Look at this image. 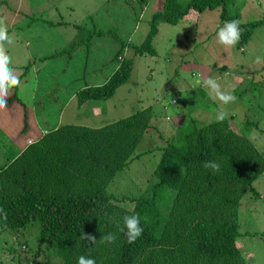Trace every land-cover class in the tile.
Wrapping results in <instances>:
<instances>
[{
  "label": "trees",
  "instance_id": "1",
  "mask_svg": "<svg viewBox=\"0 0 264 264\" xmlns=\"http://www.w3.org/2000/svg\"><path fill=\"white\" fill-rule=\"evenodd\" d=\"M138 1L144 8L149 3V0ZM239 1L241 6H236ZM247 4L264 11V0H189L187 3L165 0L163 9L153 15L143 44L131 47L132 58H126L123 46L114 55L113 74L103 85L79 87L73 92L68 87L67 95L64 94L68 97L56 99L57 118L64 119V114L69 112L67 108L76 99L77 112L83 111L89 101L112 99L130 81L135 58L157 55L154 39L160 23L194 22L205 12L217 9L222 10L221 23L241 21L240 13ZM262 24L264 18L241 21L238 46L248 43ZM89 35L78 46L90 45L95 34ZM75 45L60 54L31 59L23 68L24 75L38 69L37 75L48 72L54 61L59 66L61 62L67 63L76 54ZM22 76L19 85L23 84ZM41 78L44 80L34 79L33 95L38 106L45 98L47 105L55 101L54 85ZM19 85L8 94L13 98L7 99L6 108L13 115L18 112L13 109L15 102L23 104L17 94ZM41 85L46 95L39 101L37 92L41 91ZM56 87L63 89V85ZM188 105L189 101L182 112ZM22 106L26 127L21 135L28 136L30 108ZM190 106L195 109L193 113L205 108L200 104ZM70 117V122L77 118ZM154 118L152 108L139 109L129 118L107 126L108 129L82 136L56 120L53 127L45 125L46 134L41 132V139L22 151L16 150L14 159L0 167V208L4 210L0 213V239L6 245L3 246L6 257L15 258L17 254L16 258L27 264H43L45 256L53 255L56 259L50 264H78L82 255L96 262L100 260L96 264H247L239 241V208L241 199L247 192H254L255 181L264 174V150H259L244 133L235 131L227 118L210 123L193 117L189 130L183 129V120L176 133L167 136L152 123ZM251 126L248 123L245 130ZM154 129L164 145L148 187L144 190L143 184L138 183V188L128 178L125 184L132 181L133 189L127 187L126 193L115 195L113 192H118L115 185L121 187L131 164L142 156L136 154L137 145ZM207 161L219 164V171L205 168ZM136 214L144 231L134 243H129L120 229L124 216ZM31 224L39 226L38 247L34 251L24 242L29 233L25 229ZM83 233L95 235L97 242L89 244L82 239ZM109 233L116 236L115 241L101 242L100 238ZM20 240L23 242L17 248ZM21 250L27 251L29 257H24Z\"/></svg>",
  "mask_w": 264,
  "mask_h": 264
},
{
  "label": "rangeland",
  "instance_id": "2",
  "mask_svg": "<svg viewBox=\"0 0 264 264\" xmlns=\"http://www.w3.org/2000/svg\"><path fill=\"white\" fill-rule=\"evenodd\" d=\"M182 1L187 3L189 0ZM164 3L165 0H149L144 8L138 0H130L128 3L126 0H0V17L5 18L4 23L11 24L16 21L14 25L9 26L10 30L7 29L11 31L9 36L12 38V43H7L8 47L14 46V37H12L14 34L15 37L26 34L24 36L32 38V52L35 56L30 55L29 52L30 58L26 62L22 61L23 58H18L19 65L26 67L31 59L45 58L48 54H60L77 43L75 46L78 49L74 59L64 64L61 62L60 66L54 61L51 66L49 65L48 72L37 75L38 69L36 72L24 75V71L11 68L18 78L23 74V84L19 85L17 94L24 107L30 108L28 112L30 128L34 118L36 119L32 131L39 132L43 129L42 133H45V125L53 127L57 125L56 120H58L66 127L76 129L81 136L91 135L97 129H108L107 126L129 118L139 109L152 108L155 114L152 123L164 136H167L176 133V127L182 125L183 120V129L189 130L193 126V117L200 122L211 123L217 121L218 112L224 111L227 113L226 118L232 121L235 131L244 133L259 150H264V24L254 30L248 43L238 46V41L233 47H225L217 40V29L224 25L220 22L221 9L207 11L194 22L185 20L178 25L160 23L158 35L154 39L157 55L135 58L130 81L122 86L112 99L107 102L89 101L81 112H77L79 107L76 99L67 108L69 112L64 114L65 118H57L56 99L65 100L68 96L64 94L67 95L68 87L70 92H73L79 87L98 84L101 86L107 74L103 71L108 72L110 68L113 71L112 60L123 46L126 47V58H132L131 47L143 44L149 33L153 15L163 9ZM241 4L242 2L239 1L236 6ZM13 8L18 11L11 12ZM240 14L241 21H257L264 18V11L261 8L260 10L250 8V4L244 6ZM68 23L70 26L67 25ZM89 33L95 34L91 38L92 47L87 43L78 46L79 42L84 41L85 36L90 37ZM5 51L11 58L12 53L7 49ZM86 54H89L90 63L86 65L87 69H84L82 60L86 61ZM257 56L261 58L260 64L254 62ZM36 77H40L42 81L44 79L41 77L47 78L49 83L54 85L55 101L48 102L47 105L45 98L39 106L35 104L36 97L33 91L36 90L34 80ZM210 77L215 78L224 90L231 91L236 101L223 105L213 100L201 83ZM57 85H63V89L60 91ZM40 90L37 92V98L42 101L39 98L46 95L44 94L46 89L41 85ZM10 98H13V95H8L7 99ZM188 101L190 105L200 104L205 108L193 113L195 109L188 105L182 112ZM22 105L19 106L15 102L13 109L15 112L18 111L17 116H12L11 110L8 111L7 108L0 110V115L2 112L10 113L0 124L2 126L15 124L20 126L18 130H24L26 125L23 124ZM32 105L35 107L31 108ZM18 107H21L20 111ZM94 111L101 112V116L94 119ZM35 114L38 115L37 118ZM71 115L80 118L70 122ZM19 118L22 121L18 120ZM248 123L252 126L245 130ZM13 131L15 130L11 127V132ZM17 133L16 136L19 137L17 143H21L18 151H22L25 144L35 143L42 138L41 132L33 136V132H29L32 134L27 137L21 135L22 132L17 131ZM4 137L0 133V166L5 165L7 160L11 162L15 157V149L8 142V139L14 140V137ZM163 145L156 129L144 136L136 147V154L142 156L131 164L127 170L128 177L123 178L121 187L115 185L118 192L113 193L120 196L124 191L127 192V187L133 189L131 180H134L138 188V183L143 184L142 188L145 190L157 169L161 157L160 148ZM91 146L90 141V148ZM150 150L152 152L149 155H144ZM128 178L131 182L125 184ZM253 188L254 192H247L241 199L239 241L247 264H264V174L255 181ZM170 194L175 195V193ZM25 231L29 233L26 234L27 238L24 242L34 251L38 247L39 226L31 224ZM22 242L19 241L17 248ZM4 245L3 239H0V264H27L20 262V259L16 258L17 254L15 258L6 257ZM11 246L9 243V247ZM21 252L24 257H29L27 251L21 250ZM55 259L54 255L45 256L43 264H50ZM96 263H100V260Z\"/></svg>",
  "mask_w": 264,
  "mask_h": 264
},
{
  "label": "clouds",
  "instance_id": "3",
  "mask_svg": "<svg viewBox=\"0 0 264 264\" xmlns=\"http://www.w3.org/2000/svg\"><path fill=\"white\" fill-rule=\"evenodd\" d=\"M240 23L241 21L238 19L225 21L223 27H221L217 32L218 43L225 47L235 46L241 35ZM5 42L11 44L12 38L8 34L4 21L0 20V110L7 107V97L9 90L13 87H17L20 84L18 76L15 74L14 70L9 67L11 58L6 54L4 48ZM254 62L256 64H260L261 58L259 56L255 57ZM201 83L208 90L209 96L213 100L218 101L223 105H228L236 101V97L232 94V92L224 90L221 87V84L215 78H207L206 80L201 81ZM226 116V112L220 111L218 112L216 118L218 121H223ZM204 167L210 168L214 171H219V164L214 161L205 162ZM3 212L4 210L0 208V213ZM4 215L6 218L7 214L4 213ZM120 231L125 233L129 243H134L144 231L140 226V216L138 214L124 216L123 227L120 229ZM82 239L88 241V243L91 245L97 242L96 236L93 234L83 233ZM115 239L116 236L111 233L100 238L101 242L106 243H113ZM78 264H96V261L92 258H86L82 255L78 258Z\"/></svg>",
  "mask_w": 264,
  "mask_h": 264
},
{
  "label": "crops",
  "instance_id": "4",
  "mask_svg": "<svg viewBox=\"0 0 264 264\" xmlns=\"http://www.w3.org/2000/svg\"><path fill=\"white\" fill-rule=\"evenodd\" d=\"M16 12V11H18V10H15L14 8L12 9V11L11 12ZM20 12H21V10H19ZM8 12V14H10V12H9V10L7 11ZM5 18L2 16V17H0V20H4ZM15 22L16 21H13L11 24H7V23H4L5 25H6V27H7V29L8 30H10L9 29V26L10 25H14L15 24ZM7 30V31H8ZM24 35H26V34H24ZM24 35H21V37L20 36H18V35H16V37H15V34L12 36V37H14V46L13 47H8V45H7V42H5V45H4V48H5V50L7 49L8 51H9V53L11 52L12 53V57H11V63L9 64V67L10 68H14V69H18L19 71H23V68H25V65H19V61H18V58H23L22 59V61L24 62H26L27 60H29V52H31V54L30 55H32V56H35L34 54H33V52H32V50H33V44H32V38L30 37V36H24ZM11 37V36H10ZM17 38H18V41H17ZM91 47H92V45H91ZM7 53V52H6ZM8 55V54H7ZM75 57V56H74ZM74 57H73V59H74ZM14 58V59H13ZM84 58V57H83ZM86 58V61L84 62L83 60H82V67L84 68V69H87V66L86 65H88L90 62H89V60H90V58H89V55L87 56V57H85ZM72 59V60H73ZM71 61V60H70ZM78 61H79V65H80V58H78ZM30 61H28V63H29ZM19 65V66H18ZM29 65V64H28ZM27 65V66H28ZM26 66V67H27ZM104 72V74L105 73H107L106 74V76H104V78H103V82H102V84L101 85H103L108 79H109V77L112 75V73H113V71H112V69L110 68L109 69V71L107 72V71H103ZM94 86H100V84H98V85H91V86H87L86 88H88V87H94ZM79 89V88H78ZM79 91V90H78ZM105 102H107V101H105ZM20 106V105H19ZM12 107V106H11ZM14 107V106H13ZM18 109H19V111L21 110V107H18ZM3 110H5V109H3ZM11 113V115L12 116H17V115H13V112H10ZM10 113H8V111L7 112H2L1 113V115H0V122L4 119V117L7 115V114H10ZM99 116H101V112H96V111H94V113H93V118L94 119H96V118H98ZM18 120H20V118L18 119ZM35 121H36V119L34 118V120H33V123H31V128H30V132H33V134L32 133H30V135L32 134V136L33 135H37V133H39V132H42L43 131V129L42 130H40L39 132H35V131H32V129L35 127V125H36V123H35ZM32 122V121H31ZM15 124H13V125H7V126H2V124H0V129L2 130V132H0L3 136H5L4 138H7V136L10 138V136H13L14 137V140H12V139H8V142H9V145H11V146H13V148L15 149V152H16V150H19L18 148H21V143L20 144H18L17 143V139L19 138L18 136H16L18 133H17V131L18 132H22L21 130H18V127H20V126H17V125H15ZM42 126V125H41ZM11 127H13V129L15 130V131H13V132H11ZM15 127H16V129H15ZM17 130V131H16ZM27 137V136H26ZM5 142H7V141H5ZM25 143V142H24ZM26 145L27 144H25L24 146L26 147ZM24 147V148H25ZM0 167H2V166H0Z\"/></svg>",
  "mask_w": 264,
  "mask_h": 264
}]
</instances>
